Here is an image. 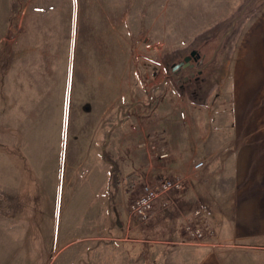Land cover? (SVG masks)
Instances as JSON below:
<instances>
[{"label": "rangeland", "instance_id": "1", "mask_svg": "<svg viewBox=\"0 0 264 264\" xmlns=\"http://www.w3.org/2000/svg\"><path fill=\"white\" fill-rule=\"evenodd\" d=\"M262 28L264 0H0V264L94 261L86 238L110 237L189 105L215 135L264 134L253 73L237 83Z\"/></svg>", "mask_w": 264, "mask_h": 264}, {"label": "crops", "instance_id": "2", "mask_svg": "<svg viewBox=\"0 0 264 264\" xmlns=\"http://www.w3.org/2000/svg\"><path fill=\"white\" fill-rule=\"evenodd\" d=\"M255 41V56L238 58V62L253 63V72L241 64L239 73L244 78L238 76L237 83L240 89L242 85L246 88L251 84L247 75L253 73L255 109L264 113L263 28ZM188 107L200 112L197 119L175 115L174 120L165 121L162 143L167 155L150 157L144 171L152 181L180 176L185 189L163 194L144 223L129 216V202L123 197L116 203L119 213L110 237H84L88 240L80 255L92 253L94 261L83 264H264L262 129L238 137L215 135L208 128L212 106L200 103ZM258 126L264 127V121ZM236 139L241 145L230 150L229 143ZM200 161L203 165L195 167ZM190 220L210 226L213 235L189 240L184 226Z\"/></svg>", "mask_w": 264, "mask_h": 264}, {"label": "built area", "instance_id": "3", "mask_svg": "<svg viewBox=\"0 0 264 264\" xmlns=\"http://www.w3.org/2000/svg\"><path fill=\"white\" fill-rule=\"evenodd\" d=\"M167 153L161 154L166 156ZM203 165L198 162L195 167ZM185 182L180 176L163 177L155 181H145L142 183L138 194H135L129 202V211L132 216L136 217L140 222H146L151 217L156 206V200L168 191H183ZM199 213V211H196ZM185 235L188 239L200 241L205 237V230L193 221H189L185 225Z\"/></svg>", "mask_w": 264, "mask_h": 264}, {"label": "trees", "instance_id": "4", "mask_svg": "<svg viewBox=\"0 0 264 264\" xmlns=\"http://www.w3.org/2000/svg\"><path fill=\"white\" fill-rule=\"evenodd\" d=\"M103 157L111 163L112 169L114 170V173L117 178L116 186L119 187L122 182V178L120 177L119 165L117 161L106 151L105 146L103 149ZM123 178H124V181L127 182V184H130L131 182H133V180L139 178V174H137L136 172H130L127 175H125Z\"/></svg>", "mask_w": 264, "mask_h": 264}]
</instances>
